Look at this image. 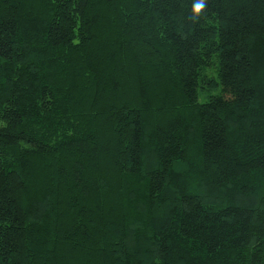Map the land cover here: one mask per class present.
<instances>
[{
  "label": "trees",
  "instance_id": "obj_1",
  "mask_svg": "<svg viewBox=\"0 0 264 264\" xmlns=\"http://www.w3.org/2000/svg\"><path fill=\"white\" fill-rule=\"evenodd\" d=\"M192 5L0 0V264H264V0Z\"/></svg>",
  "mask_w": 264,
  "mask_h": 264
},
{
  "label": "clouds",
  "instance_id": "obj_2",
  "mask_svg": "<svg viewBox=\"0 0 264 264\" xmlns=\"http://www.w3.org/2000/svg\"><path fill=\"white\" fill-rule=\"evenodd\" d=\"M207 0H193L192 12L194 18H198L201 13L204 12L206 8Z\"/></svg>",
  "mask_w": 264,
  "mask_h": 264
},
{
  "label": "rangeland",
  "instance_id": "obj_3",
  "mask_svg": "<svg viewBox=\"0 0 264 264\" xmlns=\"http://www.w3.org/2000/svg\"><path fill=\"white\" fill-rule=\"evenodd\" d=\"M201 101H203L204 100V98L203 97H201V99H200Z\"/></svg>",
  "mask_w": 264,
  "mask_h": 264
}]
</instances>
